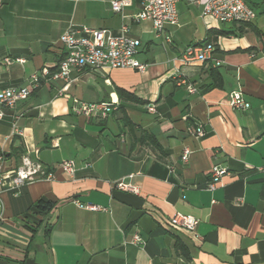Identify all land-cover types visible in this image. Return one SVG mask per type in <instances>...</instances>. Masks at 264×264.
<instances>
[{"label": "crops", "instance_id": "1", "mask_svg": "<svg viewBox=\"0 0 264 264\" xmlns=\"http://www.w3.org/2000/svg\"><path fill=\"white\" fill-rule=\"evenodd\" d=\"M110 1L2 0L0 90L24 84L44 67L54 70L60 36L70 25L119 35L125 24L141 40L138 58L148 66L104 75L75 70L68 84L44 81L14 108H4L2 170L28 155L55 179L1 193L0 264H264V2L249 0L254 22L221 25L203 17L199 4L179 0V22L168 26V42L150 21L135 18L139 0H130L125 16ZM203 41L214 42L219 64L180 60L187 45ZM233 91L250 107H232ZM74 98L119 105L104 119L85 117L74 113ZM197 125L204 135H189L187 128ZM185 147L191 153L184 162ZM65 160L75 162L74 173L62 170ZM214 165L227 173L210 189ZM119 180L139 193L119 189ZM41 200L52 208L41 210ZM176 213L198 218L196 229L168 226ZM134 234L141 244L130 243Z\"/></svg>", "mask_w": 264, "mask_h": 264}, {"label": "built area", "instance_id": "2", "mask_svg": "<svg viewBox=\"0 0 264 264\" xmlns=\"http://www.w3.org/2000/svg\"><path fill=\"white\" fill-rule=\"evenodd\" d=\"M141 10L135 15L138 21H150L155 34L164 37L166 41L171 39L167 33L168 26L176 25L179 22L180 10L179 0H139ZM201 6V15L211 17L221 25L229 23H252L257 17V12L249 0H190ZM264 2V0H261ZM113 11L123 15L125 7L131 4L130 0H111ZM2 0H0V7ZM125 16V15H123ZM127 26H122V33L112 34L107 29H92L86 26L70 25L60 36L62 54L54 70L48 67L42 68L38 72L30 74L26 82L22 85L9 86L0 90V119L5 116L4 108H14L17 103L30 96L44 81L62 80L68 84L70 76L75 70L89 69L98 74L104 75L107 70L116 68H133L144 71L148 64L138 58L142 42L127 33ZM216 45L211 41H203L189 44L181 52L180 60L189 64L194 61L208 63L212 61ZM6 63L10 59L5 58ZM16 61L22 62L21 58ZM219 64V60H214ZM185 83V80H181ZM189 92H195L196 87L187 85ZM62 88L59 93H62ZM229 103L234 108L247 109L250 103L244 99L241 92L233 91L229 95ZM116 101L84 102L77 98L73 99V111L85 117L106 118L113 110L118 108ZM148 110L155 112V106L149 105ZM14 131L20 135L24 134L14 123ZM187 133L192 136L201 137L205 131L202 125L188 127ZM191 153L190 148H183L181 159L185 162ZM2 157L0 156V160ZM89 164L87 163L86 166ZM60 167L63 171L74 173L76 171L75 162L65 160ZM264 172V166L260 167ZM227 173L226 168L214 165L211 170V181L209 188L213 189L222 175ZM131 177V176H130ZM52 180L55 174L47 166L37 160L31 159L28 155L21 158L20 164L9 171H4L0 165V218L3 215V202L1 193L8 189L17 190L23 184L35 180ZM116 187L121 190L139 193L138 186L129 181L119 180ZM77 206L89 210H102L104 207L93 203H82L74 200ZM199 223V219L192 215L176 213L170 217L166 224L172 228L194 231ZM130 243L138 245L142 243L139 234H134Z\"/></svg>", "mask_w": 264, "mask_h": 264}, {"label": "trees", "instance_id": "3", "mask_svg": "<svg viewBox=\"0 0 264 264\" xmlns=\"http://www.w3.org/2000/svg\"><path fill=\"white\" fill-rule=\"evenodd\" d=\"M120 94L121 95H124V96H126V97H131V95L129 94V93H125V92H122V91H120ZM37 206L41 209V210H50L51 208H52V206H53V203H51V202H45V201H39L38 203H37Z\"/></svg>", "mask_w": 264, "mask_h": 264}]
</instances>
